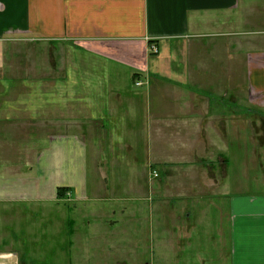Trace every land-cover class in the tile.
<instances>
[{"label": "crops", "instance_id": "crops-1", "mask_svg": "<svg viewBox=\"0 0 264 264\" xmlns=\"http://www.w3.org/2000/svg\"><path fill=\"white\" fill-rule=\"evenodd\" d=\"M23 40L41 43L36 52L59 45L72 60L59 71L46 57L4 60L3 43ZM248 111L264 113V0H0V220L52 206L49 238L64 237L81 260H91L82 251L93 240L115 244L133 205L137 219L148 203L177 218L183 197L211 185L215 158L230 196L228 264H264V189L224 191L225 154L243 150ZM116 163L142 166L145 189L127 188Z\"/></svg>", "mask_w": 264, "mask_h": 264}, {"label": "rangeland", "instance_id": "rangeland-1", "mask_svg": "<svg viewBox=\"0 0 264 264\" xmlns=\"http://www.w3.org/2000/svg\"><path fill=\"white\" fill-rule=\"evenodd\" d=\"M3 44L6 47L3 51L4 60L8 58L26 63L32 59L31 57H35L33 59L37 61L46 57L53 66L57 65V71L60 64L72 60L74 54H70L68 49L63 52L59 45L51 47V53L36 52L33 47L41 44L37 41H8ZM85 105L88 106L86 102ZM84 113H89L86 107ZM242 135L243 150L238 148V159L235 158L231 146L225 154L231 158L227 164L226 190H224H228L226 193L229 195L235 192L257 193L264 189V113L262 111L245 112ZM104 140L99 146L101 152L107 155L111 149L108 138ZM88 147V184L89 188L93 189L95 172L89 143ZM103 159L104 156L100 157L97 164L99 173L101 171L105 173L108 169V158ZM214 160L215 158L212 161L211 172H215L216 176L213 177L211 185H208L203 192L200 191L199 195L202 197H197L195 191L188 193L189 195L178 202L177 206L181 209L177 214L179 219L174 218L175 216L168 210L163 217H160V213L152 212L153 210L150 209L151 203H148V212H142L141 217L137 219L136 213L139 212V207L133 205L130 210L135 212L129 213L132 217L114 228L115 244H103L105 242L103 239L101 244L97 245L93 240L92 245L83 246L86 250L82 252L89 255L91 260H81L82 254L79 253L81 249H77L76 252L75 246H67L64 237L57 234L49 238L50 223H56L58 220V213L54 207L44 204L36 208L25 206L20 214L16 213L19 209H14L10 213L11 219L5 222L0 220V250L10 252L3 255L6 258L0 256V264H228L229 211L226 207L229 205L230 196L224 197V194H221L225 182L218 177L219 174L224 173L225 164L221 159H217L220 160L217 163ZM115 166L117 169L114 171L122 167V170L127 172L124 176L126 180H120L127 188L145 189L143 179L145 171L142 166L125 163L122 165L116 163ZM115 166L110 164V172H113ZM208 169L210 170L209 166ZM151 198L154 204L156 198L154 196ZM189 210L193 213L187 216ZM175 219V222L180 223L179 229H173L172 221ZM123 224L125 226L121 228ZM3 231L6 234L5 241L1 240ZM122 231H125L123 236H121ZM165 235L170 242L175 235L174 240L177 241L175 248L179 249L178 252H171L172 244ZM98 249L101 257L96 259L94 255ZM71 252L76 253L72 255Z\"/></svg>", "mask_w": 264, "mask_h": 264}, {"label": "built area", "instance_id": "built-area-1", "mask_svg": "<svg viewBox=\"0 0 264 264\" xmlns=\"http://www.w3.org/2000/svg\"><path fill=\"white\" fill-rule=\"evenodd\" d=\"M152 51H153L154 53H156V54L158 53V49H157L156 47H152ZM137 85H138V86H141V85H142V82H138ZM155 176H157V175H155Z\"/></svg>", "mask_w": 264, "mask_h": 264}, {"label": "trees", "instance_id": "trees-1", "mask_svg": "<svg viewBox=\"0 0 264 264\" xmlns=\"http://www.w3.org/2000/svg\"><path fill=\"white\" fill-rule=\"evenodd\" d=\"M64 189H59V196L60 195H62V191H63Z\"/></svg>", "mask_w": 264, "mask_h": 264}]
</instances>
